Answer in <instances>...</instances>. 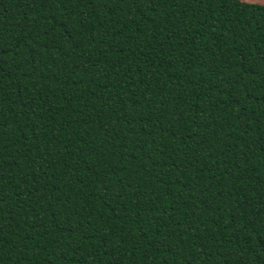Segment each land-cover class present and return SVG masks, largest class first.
<instances>
[{"label": "trees", "instance_id": "16d2710c", "mask_svg": "<svg viewBox=\"0 0 264 264\" xmlns=\"http://www.w3.org/2000/svg\"><path fill=\"white\" fill-rule=\"evenodd\" d=\"M0 264H264V2L0 0Z\"/></svg>", "mask_w": 264, "mask_h": 264}, {"label": "rangeland", "instance_id": "374dc122", "mask_svg": "<svg viewBox=\"0 0 264 264\" xmlns=\"http://www.w3.org/2000/svg\"><path fill=\"white\" fill-rule=\"evenodd\" d=\"M242 1V0H241ZM248 2H257V3H262L264 0H246Z\"/></svg>", "mask_w": 264, "mask_h": 264}]
</instances>
